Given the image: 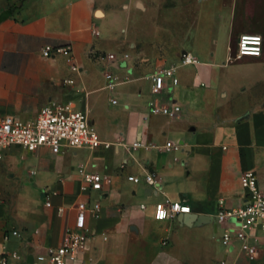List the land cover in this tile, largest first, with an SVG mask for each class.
Listing matches in <instances>:
<instances>
[{
    "label": "crops",
    "instance_id": "0c3cea01",
    "mask_svg": "<svg viewBox=\"0 0 264 264\" xmlns=\"http://www.w3.org/2000/svg\"><path fill=\"white\" fill-rule=\"evenodd\" d=\"M167 2L0 0V116L30 120L50 102L69 103L87 113L100 139L139 142L137 148L64 147L59 153L47 146L6 147L0 258L20 255L7 264H27L28 258L47 264L48 249L74 224L78 203L88 207L90 239L68 264H264V233L256 258L248 259L239 241L221 242L216 220L218 199L228 206L242 201L243 171L253 170L264 188V0H193L191 10ZM141 18L162 22L153 29ZM184 18L193 21L185 27ZM168 19L176 21V31L182 24L170 44ZM241 33L262 36L260 56L236 58ZM46 46L68 52L43 56ZM184 52L197 63L181 65ZM103 53L128 58L95 57ZM170 66L178 84L158 96L181 106L176 118L148 106L147 75ZM107 70L117 79L113 90L105 88ZM146 171L156 173L157 189L143 181ZM89 172L107 173L111 182L91 189L84 177ZM165 200L211 221L157 220L154 205ZM95 202L97 217L90 211Z\"/></svg>",
    "mask_w": 264,
    "mask_h": 264
},
{
    "label": "built area",
    "instance_id": "2783aa9c",
    "mask_svg": "<svg viewBox=\"0 0 264 264\" xmlns=\"http://www.w3.org/2000/svg\"><path fill=\"white\" fill-rule=\"evenodd\" d=\"M263 38L257 33H241L238 36L235 56L241 59L245 56L258 57L262 53ZM68 52L66 48L53 49L46 46L42 50L43 56H51L54 52ZM97 59H109L112 61H124L128 58L126 53L117 57L114 53L95 55ZM181 65L197 63L196 57L189 52L181 53L179 57ZM76 65L71 66L76 71ZM175 66L159 69L147 75L151 80L150 94L153 98L148 102L152 113H160L169 118H176L181 106L177 103L167 104L162 102L160 95L169 86L178 84L175 75ZM105 88L113 90L117 85L116 77L109 71H105ZM112 103L116 99L111 100ZM10 145H18L27 151H35L38 147L47 146L53 153H59L64 147L96 149L99 147L110 148L122 146L124 148H137L138 141L124 143L121 141L102 140L93 126L89 123L87 113L84 110H76L69 103L50 102L43 106L34 119L23 120L14 115L0 116V159L3 150ZM174 146L166 142V147ZM89 188L101 190L104 184H109L111 178L107 173L89 172L84 175ZM128 180L139 183L141 178L129 175ZM143 181L150 188H158L159 181L155 172L146 171ZM242 189V201L239 204L228 206L223 199H218L216 220L222 225L221 242L230 246L234 241H239L240 250L248 259H255L259 244V233H264V188L258 184L257 176L253 170H245L240 175ZM49 205V203H46ZM144 208V204L140 205ZM100 204L95 202L90 209L94 217L98 216ZM76 218L72 226L65 228L61 243L48 249L47 264H68L74 261L81 251L86 249L90 239L86 227L88 207L85 203L76 205ZM185 205L168 200L154 205V217L157 220L175 218L178 213L188 212ZM17 234V231H13ZM19 258V252L14 251L10 255H2L0 264H7L8 257Z\"/></svg>",
    "mask_w": 264,
    "mask_h": 264
},
{
    "label": "rangeland",
    "instance_id": "374dc122",
    "mask_svg": "<svg viewBox=\"0 0 264 264\" xmlns=\"http://www.w3.org/2000/svg\"><path fill=\"white\" fill-rule=\"evenodd\" d=\"M193 0H168L167 4L169 8H176L177 6H179L181 9H193L194 5H193ZM146 20L147 24L151 25L153 27V29H157L159 24L162 22L160 18H150V19H143L141 18L140 21ZM183 20V26H188L192 21L193 18H184ZM168 26L171 28V32L172 34H169V44L173 43L176 39V37H178L179 35L182 34V24L179 25L178 31H176V26L177 24L175 23L176 21L172 20V19H168ZM178 32V33H177ZM156 38H158V35L156 36ZM158 40V39H157Z\"/></svg>",
    "mask_w": 264,
    "mask_h": 264
},
{
    "label": "water",
    "instance_id": "95a60500",
    "mask_svg": "<svg viewBox=\"0 0 264 264\" xmlns=\"http://www.w3.org/2000/svg\"><path fill=\"white\" fill-rule=\"evenodd\" d=\"M177 220L181 224H185V225H191V224L200 225L211 221V217L207 215H200L191 212H181L177 214ZM30 262L31 260L30 258H28L27 264H29Z\"/></svg>",
    "mask_w": 264,
    "mask_h": 264
}]
</instances>
